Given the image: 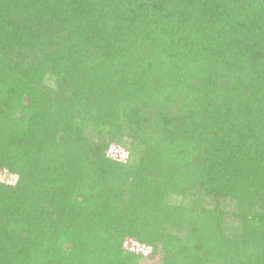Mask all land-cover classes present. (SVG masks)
Returning <instances> with one entry per match:
<instances>
[{"label": "trees", "instance_id": "trees-1", "mask_svg": "<svg viewBox=\"0 0 264 264\" xmlns=\"http://www.w3.org/2000/svg\"><path fill=\"white\" fill-rule=\"evenodd\" d=\"M0 170V264H264V0H0Z\"/></svg>", "mask_w": 264, "mask_h": 264}, {"label": "rangeland", "instance_id": "rangeland-1", "mask_svg": "<svg viewBox=\"0 0 264 264\" xmlns=\"http://www.w3.org/2000/svg\"><path fill=\"white\" fill-rule=\"evenodd\" d=\"M107 154L111 157H116L118 159H124L125 157H127V151L126 150H123L121 148H119L118 146L117 147H110L107 151ZM0 178L1 180H3L4 182H7V183H13L15 181V177L14 175H10L8 173H6L4 170H0ZM128 249H134L136 252H144V254H148V248L146 247H143V246H140L138 245L137 243H126L125 244ZM158 256H155L154 261H157L158 260ZM146 264H151L150 261H145Z\"/></svg>", "mask_w": 264, "mask_h": 264}]
</instances>
